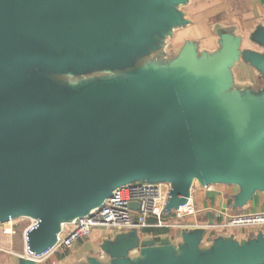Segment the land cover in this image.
<instances>
[{"label": "water", "instance_id": "water-1", "mask_svg": "<svg viewBox=\"0 0 264 264\" xmlns=\"http://www.w3.org/2000/svg\"><path fill=\"white\" fill-rule=\"evenodd\" d=\"M185 1L0 0V224L36 220L25 232L30 252L44 253L61 224L127 184L169 185L168 209L187 203L194 180L236 185L242 201L264 191V96L214 100L226 88L232 54L200 61L185 53L169 73L137 75V98L95 91L63 100L44 80L14 85L33 63L78 70L124 64L153 32L182 25L174 7ZM128 249L111 247L112 264H126ZM145 264L221 260L199 259L190 247L183 261L149 253Z\"/></svg>", "mask_w": 264, "mask_h": 264}, {"label": "crops", "instance_id": "crops-1", "mask_svg": "<svg viewBox=\"0 0 264 264\" xmlns=\"http://www.w3.org/2000/svg\"><path fill=\"white\" fill-rule=\"evenodd\" d=\"M198 1L186 0L176 7L183 23L171 28L172 36L175 30L186 31L196 27L188 10L198 6ZM230 2H235V7L230 10L228 21L218 22L210 28H206L205 23H199L198 29L201 32L206 30V33L182 38V43L174 51L175 60H180L185 53L194 55L200 61H213L224 53L232 54L231 62L225 69L226 72L231 67L232 72V79L226 74L224 76L226 89L233 85L234 78L238 82L237 87L260 91L254 84V76L264 78V72L258 65V59L264 58V0ZM217 29L218 33L212 34L211 31ZM237 65L240 74L236 77L233 69ZM237 93L235 91L233 97H237ZM261 146L264 148V140ZM189 193L186 204L194 210L191 215L179 217L177 209H168L169 195L163 189L160 214L149 219L147 227L94 228L87 239L75 242L70 248L58 247L38 260L27 255L23 257L27 253L25 232L30 227L23 233V243L13 238L15 234L8 235L0 230V264H112L109 249L121 243L129 247L126 264H145L149 253H154L158 259L166 255L183 261L190 247L199 259H219L221 264H264V227L224 228L221 225L225 217L217 216L264 213V191H254L242 201L239 198L241 190L236 185H202L194 180ZM1 227L4 229L3 225ZM4 239L8 240L5 242ZM229 252L238 255L231 257Z\"/></svg>", "mask_w": 264, "mask_h": 264}, {"label": "rangeland", "instance_id": "rangeland-1", "mask_svg": "<svg viewBox=\"0 0 264 264\" xmlns=\"http://www.w3.org/2000/svg\"><path fill=\"white\" fill-rule=\"evenodd\" d=\"M197 3H199L198 6H188L190 7L188 10L189 17L195 22L194 26L196 27L186 31L175 30L173 36L170 31L171 28L174 27H171L168 32H153L150 42L148 44L145 43L143 49L132 54L124 64L112 65L106 63L78 70L70 66L52 69L44 66L42 67L40 63H33L28 64V66L22 70L20 78L13 79L15 82L14 85H25L27 83H36L39 80H44L47 89L52 91L57 97H62L63 100H65V97L71 95H76L77 97L86 95L92 96L95 91L98 93L115 92L119 95L125 93L128 97L132 95L137 98L138 91L135 86V78L137 75L146 74L150 69L162 71L163 73H169L174 70L175 65L173 64L175 63V59H177V57L174 56V51L177 46L182 43V38L200 36L202 33H206V30L201 32L198 29L199 26L197 25L199 23H205L206 28H210V26L218 22H227L228 20L226 19L231 15L230 10L235 7V2L232 3L230 0L229 2L228 0H200ZM164 6L172 8V5L168 3H164ZM176 7L178 8V6ZM176 7H174L175 10ZM190 30H194L195 32ZM211 32L212 34H217L218 29L216 31L212 30ZM233 70L237 77L240 74V67L237 65ZM231 73L230 67L226 70L224 76L226 74V77L232 79ZM254 77V84L258 86L260 91L256 88L255 92L252 90L251 92L250 90L242 89V87H237L238 82L236 83L233 78V85L228 90L225 88L219 93L216 92L214 96L216 97L218 93L220 97H216L214 100L223 102L228 99H234L235 97H233V94L235 91L238 92L237 94H244L245 92L252 96L257 94L256 96L261 99V97L264 96L262 92L264 91V78ZM211 100H213V96L207 98V105ZM213 103H216V101H213ZM13 224L14 229L15 226L20 225L18 230L15 229L16 233L13 238L15 237V240H21V243H23V233L26 230L24 227L27 225V228H29L32 221L30 219L20 218L16 219ZM2 225L0 224L1 231L3 230L1 227ZM6 240L4 239L5 242ZM9 249L12 248L10 247ZM23 257L26 258L25 253Z\"/></svg>", "mask_w": 264, "mask_h": 264}, {"label": "built area", "instance_id": "built-area-1", "mask_svg": "<svg viewBox=\"0 0 264 264\" xmlns=\"http://www.w3.org/2000/svg\"><path fill=\"white\" fill-rule=\"evenodd\" d=\"M163 189H166L169 195L170 188L167 184L136 182L121 186L112 192L110 198L104 200L88 215L64 222L51 248L40 255L29 253L26 255L31 259L38 260L58 247L70 248L75 242L87 239L94 228H145L148 226L149 219L160 214ZM130 203H138L139 209L131 210ZM177 213L181 217L193 214L194 210L191 205L185 204L177 208ZM219 215L225 217L221 225L224 228L264 227V213L230 216L218 214L217 216ZM15 220L12 219L3 224L5 234H15L13 229ZM31 221V226H33L34 221Z\"/></svg>", "mask_w": 264, "mask_h": 264}, {"label": "bare ground", "instance_id": "bare-ground-1", "mask_svg": "<svg viewBox=\"0 0 264 264\" xmlns=\"http://www.w3.org/2000/svg\"><path fill=\"white\" fill-rule=\"evenodd\" d=\"M31 220L34 221V224H33V226H31L29 229H31V228H33V227H36V225H37V224H36V223H37L36 220H34L33 218H32ZM61 225H62V224H61ZM61 225H60V228H61ZM60 228H59V229H60ZM29 229H28V230H29ZM26 236H27V235H26ZM26 240H27V239H26ZM26 252L29 253V254L35 255L33 252H30V250H29L28 248H27Z\"/></svg>", "mask_w": 264, "mask_h": 264}, {"label": "trees", "instance_id": "trees-1", "mask_svg": "<svg viewBox=\"0 0 264 264\" xmlns=\"http://www.w3.org/2000/svg\"><path fill=\"white\" fill-rule=\"evenodd\" d=\"M19 227H20V225H19V226H15V229H17V230H18V229H19ZM22 227H23V226H22ZM27 227H28V226L26 225L24 228L26 229ZM24 228H23V229H24Z\"/></svg>", "mask_w": 264, "mask_h": 264}]
</instances>
